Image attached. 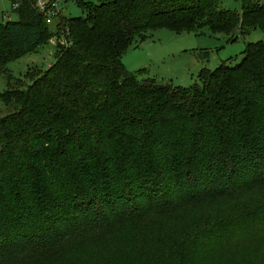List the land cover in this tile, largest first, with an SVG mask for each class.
Instances as JSON below:
<instances>
[{
  "label": "trees",
  "instance_id": "16d2710c",
  "mask_svg": "<svg viewBox=\"0 0 264 264\" xmlns=\"http://www.w3.org/2000/svg\"><path fill=\"white\" fill-rule=\"evenodd\" d=\"M12 1L18 20L0 19V264H220L243 233L264 237V42L189 87L123 63L163 29L228 43L264 30V0H241V13L222 0H73L83 15L58 23L69 44L28 83L7 65L52 41L54 22L37 0Z\"/></svg>",
  "mask_w": 264,
  "mask_h": 264
},
{
  "label": "rangeland",
  "instance_id": "374dc122",
  "mask_svg": "<svg viewBox=\"0 0 264 264\" xmlns=\"http://www.w3.org/2000/svg\"><path fill=\"white\" fill-rule=\"evenodd\" d=\"M85 1L100 3V1L109 0ZM13 6L12 0H0L1 20H18V16L13 12ZM222 6L231 11L242 12L241 0H222ZM57 8L58 15L55 20L53 18L54 23L49 26L50 30L55 31L53 33L55 36L51 39L56 46L50 40L37 53L27 55L7 65L10 74L17 78L24 76L23 82L25 83L29 82V78H25L29 69L46 70L54 62L55 51L59 47L65 48L69 44L68 36H66L67 31H64L62 26L58 29L59 20H62L63 25V18L83 15L82 10L73 0H59ZM227 41L228 38L225 35H213L206 29L203 34L193 32L177 34L163 29L153 32L145 42H135L131 45L123 57V63L127 70L132 73L137 74L143 71L139 75L141 79L154 78L159 84L170 83L174 86L189 87L196 83L198 74L202 69L213 71L227 60H230L234 65L239 63L243 57L242 52L248 43L264 42V30L256 29L246 37H239L234 43ZM7 89L6 79L0 75V95L6 93ZM8 113L4 102L0 99V117H4ZM220 205L210 207L216 209ZM250 232L243 233L238 237L236 248H226L216 252L215 262L220 264H251V260L256 261L258 259L256 256L264 250V237L258 233ZM254 238H257L259 242H251ZM241 240L250 242L245 244Z\"/></svg>",
  "mask_w": 264,
  "mask_h": 264
},
{
  "label": "built area",
  "instance_id": "2783aa9c",
  "mask_svg": "<svg viewBox=\"0 0 264 264\" xmlns=\"http://www.w3.org/2000/svg\"><path fill=\"white\" fill-rule=\"evenodd\" d=\"M19 3L14 4V8H18ZM37 7L46 15L47 24H52L54 22L53 18L57 17L58 8L57 3L51 2L50 0H37Z\"/></svg>",
  "mask_w": 264,
  "mask_h": 264
}]
</instances>
